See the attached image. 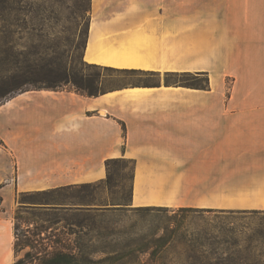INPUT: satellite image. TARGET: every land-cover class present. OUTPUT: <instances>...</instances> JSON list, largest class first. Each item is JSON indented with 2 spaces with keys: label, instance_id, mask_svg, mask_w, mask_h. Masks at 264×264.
Listing matches in <instances>:
<instances>
[{
  "label": "crops",
  "instance_id": "1",
  "mask_svg": "<svg viewBox=\"0 0 264 264\" xmlns=\"http://www.w3.org/2000/svg\"><path fill=\"white\" fill-rule=\"evenodd\" d=\"M83 60L156 81L0 105V264L16 263L20 196L99 185L110 160L133 165V208L212 210L224 197L264 213V0H90ZM181 74L209 89L164 84Z\"/></svg>",
  "mask_w": 264,
  "mask_h": 264
},
{
  "label": "rangeland",
  "instance_id": "2",
  "mask_svg": "<svg viewBox=\"0 0 264 264\" xmlns=\"http://www.w3.org/2000/svg\"><path fill=\"white\" fill-rule=\"evenodd\" d=\"M4 17L0 31L7 35L0 38V50L11 58L4 61L0 56V77L9 75L8 70L21 69L25 77L20 81L29 83L24 88L51 85L64 74L90 80L95 93L156 81L84 62L89 0H8ZM165 83L187 85L176 78ZM230 86L226 81V94ZM63 89L73 91L70 85ZM131 174L132 165L120 161L111 167L107 187L69 194L106 203L109 209L101 216L91 215L79 227L56 225L51 215L38 220L19 215L15 264H264V213L230 209L224 197L212 211L233 214L133 208ZM25 221L34 223L27 239L22 237Z\"/></svg>",
  "mask_w": 264,
  "mask_h": 264
},
{
  "label": "trees",
  "instance_id": "3",
  "mask_svg": "<svg viewBox=\"0 0 264 264\" xmlns=\"http://www.w3.org/2000/svg\"><path fill=\"white\" fill-rule=\"evenodd\" d=\"M7 1L8 0H0V21H6L4 18L5 16V11L7 10ZM89 11H90V0H89ZM12 24H9L11 26ZM88 29V28H87ZM6 31H0V38L3 37L5 38L6 36ZM87 35V33H86ZM8 52L0 50V56H4V61H8L9 58H11V55L6 54ZM90 67H96L89 65ZM106 71L109 72H114V73H120V74H128V75H134V74H140L138 71L134 70H116V69H111V68H104ZM9 75H2L0 77V105L7 99L12 98L13 96L17 94H21L30 90H50V91H61L64 90L63 87H66L67 85H70L73 88V91L76 94H79L84 97L88 98H94L97 97L101 94H104L105 92H100V93H95L92 83L90 80L83 81L82 78H72L68 77L67 75H62L60 80L58 82L52 83L51 85H45L44 87H33V88H24L25 84H29L25 81H20L23 79L24 73H22L21 69H11L7 71ZM11 73V74H10ZM144 76V75H143ZM170 78H176L180 80V83L187 84L185 86L182 85H177V84H167L165 83V80L170 79ZM164 84L167 86H177V87H182L186 89H192V90H200V91H207L208 88V77L204 74H181V75H168L164 79ZM24 85V86H23ZM145 85V84H143ZM147 85V84H146ZM12 86V87H11ZM14 86V87H13ZM72 91V90H70ZM120 161H125V160H110L106 163V169H107V178L106 180L95 186H81L79 188H75L69 191H59V192H50V193H44V194H37V195H24L20 196L21 201L18 203L20 205L19 209L16 211L15 216H14V236H15V245L14 248L17 245V242L19 241V227L17 223L21 221L19 218V215H29L33 216L37 220L43 216V217H48L49 215L53 216L54 222L56 225L62 222V224L67 225L68 227L71 226H77L79 227L82 223L86 221L91 215L93 216H101L103 214H106L109 212V209L107 208L106 203H98L94 199L88 198H83L81 196H70L69 194L73 191H78V190H84V189H89V188H101V187H107L109 179H110V169L112 166L117 165ZM129 164L132 165L131 162L125 161ZM132 171H133V165H132ZM131 180H132V174H131ZM131 185V184H130ZM42 196H52V198L49 201H41L39 197ZM130 201V199H129ZM51 203H63V206H68L73 212L70 215H62L57 212H47L44 210H39L43 208H35L34 206H43V205H49ZM0 206H1V198H0ZM178 213L181 214H190V213H219V214H224V213H232L233 211H212V210H195V209H188V208H180L177 210ZM246 213V212H242ZM255 213V212H254ZM44 223H51L49 220L48 221H43ZM27 228V230L22 234V237L24 239H27L26 236L30 235L28 228L34 223L31 221H25L23 222ZM40 234H37L39 236ZM27 246H30V241H27ZM16 253V252H15ZM58 257V256H57ZM59 264H64V263H59Z\"/></svg>",
  "mask_w": 264,
  "mask_h": 264
},
{
  "label": "bare ground",
  "instance_id": "4",
  "mask_svg": "<svg viewBox=\"0 0 264 264\" xmlns=\"http://www.w3.org/2000/svg\"><path fill=\"white\" fill-rule=\"evenodd\" d=\"M104 61H105V60H104ZM104 61H103V62H104ZM106 63H107V62H106Z\"/></svg>",
  "mask_w": 264,
  "mask_h": 264
}]
</instances>
